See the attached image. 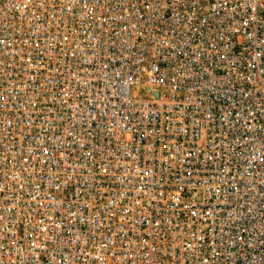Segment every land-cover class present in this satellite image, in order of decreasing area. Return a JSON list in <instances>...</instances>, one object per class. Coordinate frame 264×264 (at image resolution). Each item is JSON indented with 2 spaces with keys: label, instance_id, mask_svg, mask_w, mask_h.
Here are the masks:
<instances>
[{
  "label": "built area",
  "instance_id": "2783aa9c",
  "mask_svg": "<svg viewBox=\"0 0 264 264\" xmlns=\"http://www.w3.org/2000/svg\"><path fill=\"white\" fill-rule=\"evenodd\" d=\"M0 264H264V0H0Z\"/></svg>",
  "mask_w": 264,
  "mask_h": 264
}]
</instances>
